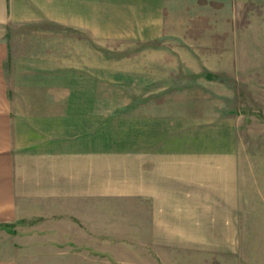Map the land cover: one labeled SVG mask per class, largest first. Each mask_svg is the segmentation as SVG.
<instances>
[{
  "label": "crops",
  "instance_id": "1",
  "mask_svg": "<svg viewBox=\"0 0 264 264\" xmlns=\"http://www.w3.org/2000/svg\"><path fill=\"white\" fill-rule=\"evenodd\" d=\"M168 2L0 0V225L20 222L22 235L42 236L52 249L84 251L90 242L79 237L90 238L109 196L148 198L179 218L202 217L204 203H220L205 187H219L222 178L235 183L228 122L188 135L187 120L168 111L181 102L154 94L134 99L125 115L123 73L106 58L93 60L92 41L108 43L120 26L141 41L165 37ZM147 85L138 87L151 92ZM128 117L141 125L115 129L117 145L108 123ZM19 256L0 264H41Z\"/></svg>",
  "mask_w": 264,
  "mask_h": 264
},
{
  "label": "rangeland",
  "instance_id": "2",
  "mask_svg": "<svg viewBox=\"0 0 264 264\" xmlns=\"http://www.w3.org/2000/svg\"><path fill=\"white\" fill-rule=\"evenodd\" d=\"M165 7V37L141 41L133 28L120 26L117 39L92 41L93 60L106 58L108 68L123 73L125 115H132L134 99L154 94L181 102L168 111L187 120L188 135L204 133L199 127L215 120L228 122L234 186L222 178L219 187H205L220 203H204L199 218L175 217L180 212H165L148 198L109 196L90 238L79 237L91 250L52 249L42 236L22 235L20 222L0 225V257L41 264H264V0H169ZM148 80L151 92L139 89ZM132 122L138 121L108 123L109 140Z\"/></svg>",
  "mask_w": 264,
  "mask_h": 264
}]
</instances>
